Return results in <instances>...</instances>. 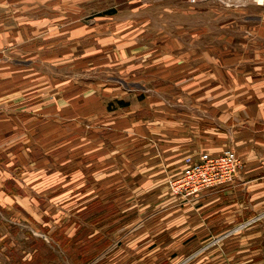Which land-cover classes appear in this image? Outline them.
I'll use <instances>...</instances> for the list:
<instances>
[{"label": "rangeland", "instance_id": "obj_1", "mask_svg": "<svg viewBox=\"0 0 264 264\" xmlns=\"http://www.w3.org/2000/svg\"><path fill=\"white\" fill-rule=\"evenodd\" d=\"M133 1L0 0V264H169L177 256L160 220L176 175H156L155 100L163 118L194 113L201 95L220 91L185 81L243 74L220 73L218 54L209 74L191 72L186 63L205 59L188 55L264 42L242 38L237 1L227 15L188 5L196 2ZM174 59L184 73L171 68ZM248 71L245 79H264ZM231 139L226 149L235 152Z\"/></svg>", "mask_w": 264, "mask_h": 264}, {"label": "crops", "instance_id": "obj_2", "mask_svg": "<svg viewBox=\"0 0 264 264\" xmlns=\"http://www.w3.org/2000/svg\"><path fill=\"white\" fill-rule=\"evenodd\" d=\"M227 1L225 6L217 4L219 8L214 5L215 0H199L188 5L223 11L227 15L232 9L228 7L237 1L241 5L234 7H240L236 13H240L241 17L235 19V24L245 28L242 38L264 42V1L257 3L253 0L252 4H247L246 0ZM132 3L137 7L143 5L141 0ZM190 9L196 8L191 6ZM230 21L234 23L227 17L223 23L229 25ZM46 24H50V21ZM226 38L228 40V36ZM2 40L0 30V46ZM216 54L225 62L224 70L219 69L220 73H231L233 68L243 75L245 71L249 73L250 69L251 73H264L261 71L264 69V49L225 48L214 52L206 48L200 53L188 55L204 57L203 62L186 64L191 72L209 74L207 67L211 66L210 61L214 60ZM248 61L252 63L250 68L245 66ZM173 62L171 68L184 73V61L174 59ZM243 75L240 82L237 78L230 82L222 77L218 80L210 79L211 76L206 79L203 75L185 81L187 88H214L220 91L214 96L201 95L202 99H197L199 107L194 109V113L174 112L169 118H163L159 115L164 112L161 107L164 103L161 99L155 100L159 111L155 114V120L160 126L154 129L156 175L168 169L167 172L172 171L171 176L177 175L183 167L182 159L187 155L202 152L221 154L229 144V137L233 136L235 139L231 140L234 144L231 145L243 163L234 180L226 185L186 200L177 196L162 200L163 205H167L161 212L160 220L168 221L171 241L178 251L169 264H264V79H245ZM228 88L235 89V93L227 96ZM228 104L236 107L227 108ZM209 106H215L214 113ZM138 157L142 158L140 163L147 164V154ZM171 166L172 169L169 168ZM185 233L188 234L187 239ZM188 252L193 253H189L191 257L184 262Z\"/></svg>", "mask_w": 264, "mask_h": 264}, {"label": "built area", "instance_id": "obj_3", "mask_svg": "<svg viewBox=\"0 0 264 264\" xmlns=\"http://www.w3.org/2000/svg\"><path fill=\"white\" fill-rule=\"evenodd\" d=\"M195 3L198 0H180ZM182 169L170 180V190L174 196L189 199L206 190L226 185L234 180L240 161L232 149L211 155L202 152L187 155L182 159Z\"/></svg>", "mask_w": 264, "mask_h": 264}, {"label": "bare ground", "instance_id": "obj_4", "mask_svg": "<svg viewBox=\"0 0 264 264\" xmlns=\"http://www.w3.org/2000/svg\"><path fill=\"white\" fill-rule=\"evenodd\" d=\"M260 1H262V0H260ZM259 3H262V2H259Z\"/></svg>", "mask_w": 264, "mask_h": 264}]
</instances>
